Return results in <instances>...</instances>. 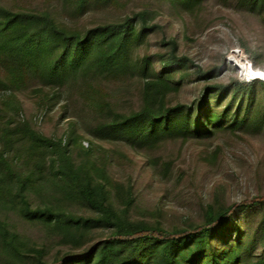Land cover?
<instances>
[{
	"label": "trees",
	"instance_id": "16d2710c",
	"mask_svg": "<svg viewBox=\"0 0 264 264\" xmlns=\"http://www.w3.org/2000/svg\"><path fill=\"white\" fill-rule=\"evenodd\" d=\"M34 1L0 2V264H264V175L231 201L238 178L223 172V143H264V80L240 79L223 58L195 64L162 21L213 0ZM217 1L264 30V0ZM249 44L239 42L258 71L264 40ZM27 93L42 120L66 122L62 134L24 116L16 95ZM187 144L206 145L200 164L224 174L205 196L207 175L176 165ZM122 150L163 185L189 186L174 223L164 196L143 208L133 183L114 177L115 163L132 162Z\"/></svg>",
	"mask_w": 264,
	"mask_h": 264
},
{
	"label": "rangeland",
	"instance_id": "374dc122",
	"mask_svg": "<svg viewBox=\"0 0 264 264\" xmlns=\"http://www.w3.org/2000/svg\"><path fill=\"white\" fill-rule=\"evenodd\" d=\"M0 2L14 7H26L36 3L34 0H0ZM164 17L162 21L168 23V35L177 38L180 52L192 57L195 64L208 66L219 63L223 58L229 67L234 68L240 79L246 80L244 74L249 67L255 74L264 73V61H257L260 70L255 71L253 69L254 61L239 45V42L242 41L254 46L259 41L264 40V30H262L256 18L226 9L218 4L217 0L207 4L205 9L198 14H179L173 18ZM201 24H203V27ZM222 76L227 78V76H233V73L232 71H225ZM185 94V100L193 96L190 92ZM16 96L23 105L24 116L34 122L35 118H37L35 125L41 132L47 135L62 134L66 122L58 123L55 116L56 112L42 120L43 113L37 112L36 100L32 97V94H17ZM2 98L3 95L0 93V99ZM83 143H86V140ZM223 146L229 147L228 149L224 147V153L229 159L226 166L229 164L231 167V169L227 168V171L223 172L225 175H231V171H234L235 176L238 178L237 181L232 182L233 192L230 195L231 201H237L245 195V191L251 194L255 192L254 175L256 173L260 171V174L264 175V143L251 139H235L232 143H223ZM176 147L172 149L175 153L180 146ZM103 148L107 155L113 154L115 151H121L117 146L103 145ZM204 149H206V145L202 144L197 146L187 144L183 146L176 165L184 169V171L195 172L199 178L204 173L207 175L208 183L204 185L205 189L203 192L205 196L206 188L208 189V186L217 179L224 177V174H220L219 177L214 176L209 170L203 168V164H200V156ZM211 150L213 151V149ZM122 151H124L127 158L132 159V162L120 161L115 163L112 169L114 177L122 181L130 180L133 183L143 208L149 207L153 210L158 207L156 205L160 197L164 196L162 203H165L163 209L167 212L165 216L166 222L169 224L174 223L178 214L186 211L183 208L187 206V203L184 206V200L186 199L185 196L188 195L187 193H189L186 192L189 186L187 185L186 188H183L185 185L180 187H176L173 184L163 185L157 178L152 177L142 158L136 157L128 150ZM189 176L188 174V178ZM188 178L186 177L185 181H188ZM10 219L15 222L20 233L26 236L27 239L35 240L41 235L38 230L18 222L13 215L10 216Z\"/></svg>",
	"mask_w": 264,
	"mask_h": 264
},
{
	"label": "built area",
	"instance_id": "2783aa9c",
	"mask_svg": "<svg viewBox=\"0 0 264 264\" xmlns=\"http://www.w3.org/2000/svg\"><path fill=\"white\" fill-rule=\"evenodd\" d=\"M251 68L249 67L246 70V73L244 74V76L246 77V80H254V79H262L264 80V76H257V75H253V73H251ZM85 146H87L86 143H83Z\"/></svg>",
	"mask_w": 264,
	"mask_h": 264
},
{
	"label": "bare ground",
	"instance_id": "6f19581e",
	"mask_svg": "<svg viewBox=\"0 0 264 264\" xmlns=\"http://www.w3.org/2000/svg\"><path fill=\"white\" fill-rule=\"evenodd\" d=\"M251 73H253V72L251 71ZM253 75L262 76V74H260V73H258V74L253 73Z\"/></svg>",
	"mask_w": 264,
	"mask_h": 264
},
{
	"label": "water",
	"instance_id": "95a60500",
	"mask_svg": "<svg viewBox=\"0 0 264 264\" xmlns=\"http://www.w3.org/2000/svg\"><path fill=\"white\" fill-rule=\"evenodd\" d=\"M262 76H264V73H262Z\"/></svg>",
	"mask_w": 264,
	"mask_h": 264
}]
</instances>
